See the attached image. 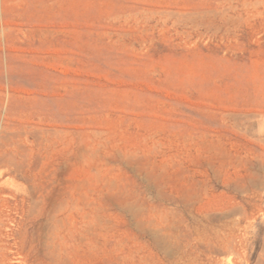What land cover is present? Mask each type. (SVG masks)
I'll use <instances>...</instances> for the list:
<instances>
[{
	"label": "rangeland",
	"instance_id": "374dc122",
	"mask_svg": "<svg viewBox=\"0 0 264 264\" xmlns=\"http://www.w3.org/2000/svg\"><path fill=\"white\" fill-rule=\"evenodd\" d=\"M0 264H264V0H0Z\"/></svg>",
	"mask_w": 264,
	"mask_h": 264
},
{
	"label": "bare ground",
	"instance_id": "6f19581e",
	"mask_svg": "<svg viewBox=\"0 0 264 264\" xmlns=\"http://www.w3.org/2000/svg\"><path fill=\"white\" fill-rule=\"evenodd\" d=\"M24 151V153H25V157L27 158L28 156H29V154L31 153V150L30 149H24L23 150ZM14 154H15V151L14 150H12L11 151V153H10V155L11 156H9V158L10 159H12L13 157H14ZM120 189V188H119ZM121 193V192H120ZM116 196V195H115ZM115 196H114V199H116L118 202H124L125 200H123V201H120L121 199L120 198H115ZM123 198H124V196H123Z\"/></svg>",
	"mask_w": 264,
	"mask_h": 264
}]
</instances>
